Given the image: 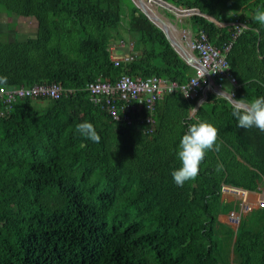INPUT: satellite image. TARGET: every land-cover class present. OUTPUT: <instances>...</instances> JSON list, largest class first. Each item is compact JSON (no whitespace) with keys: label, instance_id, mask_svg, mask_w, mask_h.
<instances>
[{"label":"trees","instance_id":"obj_1","mask_svg":"<svg viewBox=\"0 0 264 264\" xmlns=\"http://www.w3.org/2000/svg\"><path fill=\"white\" fill-rule=\"evenodd\" d=\"M164 1L229 24L186 19L212 45L230 46L235 100L264 96V25L253 18L264 0ZM2 13L37 22L35 35L19 39L15 26L3 33L0 23L5 88L57 83L74 93L20 98L0 117V264H264V208L244 216L237 233L222 222L238 209L223 199L224 184L251 192L264 185V132L238 127L237 106L213 91L202 104L180 91L165 95L148 111L151 134L116 123L85 91L124 74L179 84L195 75L132 0H0ZM123 33L136 58L116 67L108 48ZM226 80L216 82L223 89ZM199 121L218 129L220 150L208 151L180 187L171 176L178 145ZM82 122L94 125L98 142L77 131Z\"/></svg>","mask_w":264,"mask_h":264},{"label":"built area","instance_id":"obj_2","mask_svg":"<svg viewBox=\"0 0 264 264\" xmlns=\"http://www.w3.org/2000/svg\"><path fill=\"white\" fill-rule=\"evenodd\" d=\"M188 43L200 66L194 68L195 75L185 84L156 76L142 78L124 74L115 82L99 78L97 81L89 83L85 91L88 92L93 104L104 110L116 123L140 124L144 126L145 134H151L155 130L156 120L153 113L149 112L154 111L156 102L162 100L165 95L180 91L185 97L193 99L201 93H206L209 89H213L207 78V73L216 84L217 78H227L229 82L236 85V80L230 74L227 60L230 46L222 51L210 43L204 31H200L195 37H190ZM124 46L123 42L121 45L112 43L108 48L110 60L116 67L131 63L136 58L131 46L129 53L119 54L118 50H123ZM195 81L197 83L194 85ZM214 90L216 92L223 91L222 84H217ZM72 93H74L73 90L64 89L61 84L57 83L36 85L32 88L9 89L3 87L0 89V117L9 114L13 104L20 98L61 99ZM231 96L234 98V94ZM222 195L225 200L232 197L230 201L227 200L228 202L237 199L235 203L238 204V209L235 208L223 220V223L231 227L234 233H237L240 222L246 214L255 208H264V198H260L254 203L251 198L252 192L249 190L224 184Z\"/></svg>","mask_w":264,"mask_h":264},{"label":"clouds","instance_id":"obj_3","mask_svg":"<svg viewBox=\"0 0 264 264\" xmlns=\"http://www.w3.org/2000/svg\"><path fill=\"white\" fill-rule=\"evenodd\" d=\"M254 20L264 25V10L257 9ZM8 83V77L0 75V89ZM197 81L194 82V85ZM224 94V93H223ZM222 94V95H223ZM237 107L232 115L236 118L238 127L249 129L255 127L264 132V96L252 100L245 110H241V100H235ZM77 131L88 139L98 142L99 136L94 125L90 122H82L77 125ZM218 129L207 121H199L188 127L180 139L177 149V159L180 166L171 172L173 182L182 187L185 182L195 179L200 171V164L208 151L220 150L218 142ZM222 165H218V168Z\"/></svg>","mask_w":264,"mask_h":264},{"label":"water","instance_id":"obj_4","mask_svg":"<svg viewBox=\"0 0 264 264\" xmlns=\"http://www.w3.org/2000/svg\"><path fill=\"white\" fill-rule=\"evenodd\" d=\"M132 1L135 4V6L138 9H140L142 11V13H144L153 22V24L155 26H157L158 28H160L163 31V33L166 35L167 39L170 41L171 45L176 50V52L183 59H185L186 62L189 65H191L193 68H197V67L200 66V64L198 63V61H197V59H196V57L194 55V53L190 50V48H188V49L184 48L180 43H178V41L172 35L173 30L177 32V28L174 26L173 23H171V22L166 23L164 18H162V16H160L158 14V12L153 11L150 7H147V9H145L144 6L138 0H132ZM150 1H151V3H153V4L155 3L159 7H162L164 9L169 10L178 19H180V18H189V17H191L193 15H200V16L206 17L210 21H213L214 23H216L220 27H224V26L229 25V24L220 23L216 19H214L213 17H210L208 15H203L197 9H191V10L180 9V8L174 6L173 4H171V3L167 2V1H164V0H148V3ZM167 24L170 25L172 28H167ZM183 33H186V31L183 30ZM207 78L209 79L210 85H211L212 88L217 87V84L214 83V81H213L212 77L209 75V73H207ZM218 93L221 94L222 90H220V92H218ZM223 96L225 98H227L234 105H237V103L235 102V99L230 94L225 93V94H223ZM240 105H241V108H243V109L247 108V106L244 105L241 102H240Z\"/></svg>","mask_w":264,"mask_h":264},{"label":"rangeland","instance_id":"obj_5","mask_svg":"<svg viewBox=\"0 0 264 264\" xmlns=\"http://www.w3.org/2000/svg\"><path fill=\"white\" fill-rule=\"evenodd\" d=\"M149 3L152 5L153 11L158 12V14L160 16H162V18H164L166 23L171 22V23L174 24V26L177 28V32L175 34L172 33V35L178 41V43H180L184 48L188 49L189 48V46H188V36H185L184 33H183V29H185L184 27H188V23H187V20H186L187 18L178 19V18L175 17L173 19V18L169 17V15H167V13H171L169 10L164 9L162 7H159L155 3L154 4L151 3V1ZM0 23H1V27H2V32L3 33H5V31L7 29H10V30L12 29V27H9V26H15V27H13V32L18 34V36H19L18 39L21 38V37H24V36L25 37L26 36H33L37 32V22L33 18H21V17L17 18L16 16H14L12 14L2 13L0 15ZM123 34H124L125 40L117 41L116 44L121 45V43L123 42L125 44V47H127V48L124 49V52L129 53L130 52L129 51V47L130 46L132 47L131 49L133 51V40L129 39L128 34H126V33H123ZM5 37L9 39L8 36H5ZM12 39L13 38H11V40ZM233 90H234L233 84H231L229 81L226 80L224 82V84H223V91L232 93ZM263 187H264L263 185H260L258 190H262ZM256 193H259V192H256ZM229 198H227L228 201H230L232 197H229ZM236 201H237V199H234L232 202H236ZM237 203H239V202H237ZM231 258H233V255H231Z\"/></svg>","mask_w":264,"mask_h":264},{"label":"crops","instance_id":"obj_6","mask_svg":"<svg viewBox=\"0 0 264 264\" xmlns=\"http://www.w3.org/2000/svg\"><path fill=\"white\" fill-rule=\"evenodd\" d=\"M167 28H172L170 25H168L167 24ZM185 29H183V30H185L186 31V33H184V35L185 36H188V39L190 38V37H195V36H197V34L200 32H197V33H193L191 30H190V27H184ZM203 31V30H202ZM176 33V31H174L173 30V34H175ZM188 46H189V43H188ZM126 47L124 46L122 49L123 50H118V53L119 54H126V52H124V49H125ZM195 70V69H194ZM208 91H213V92H215L216 94H218V95H220V96H223L222 95V93H228V94H230V95H232L233 93H230V92H224V91H222V93L220 94V93H218V92H216L215 90H214V88L213 89H209ZM207 91V92H208ZM207 92L205 93H201V95H199L198 97H196V98H193V99H196L197 101H198V104H202L203 102H205V100H206V95H207ZM187 98V97H186ZM187 99H189V98H187ZM191 99V98H190ZM43 103V102H42ZM241 103H243L244 105H246V106H248L249 104H247V103H245L244 101H241ZM233 104V103H232ZM198 106H200V105H198ZM235 106H237V105H235ZM240 107H241V105H239ZM193 114H195V111H192V115ZM264 186V185H263ZM252 197V201L255 203V202H257L260 198H264V187H263V189L262 190H260L259 191V193H256V192H252V195H251ZM257 209H259V208H255L254 210H257ZM253 210V211H254ZM251 213V212H250ZM249 214V213H248ZM248 214H246L245 215V217L248 215ZM226 217L224 216V217H222V222H223V220L225 219Z\"/></svg>","mask_w":264,"mask_h":264},{"label":"bare ground","instance_id":"obj_7","mask_svg":"<svg viewBox=\"0 0 264 264\" xmlns=\"http://www.w3.org/2000/svg\"><path fill=\"white\" fill-rule=\"evenodd\" d=\"M141 4H142V0H138ZM153 8V7H152ZM145 9H147V7L145 6Z\"/></svg>","mask_w":264,"mask_h":264}]
</instances>
